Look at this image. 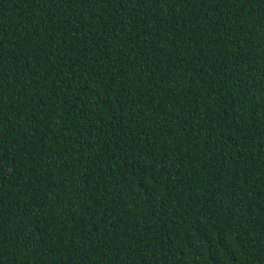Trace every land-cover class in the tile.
<instances>
[{"label": "trees", "instance_id": "trees-1", "mask_svg": "<svg viewBox=\"0 0 264 264\" xmlns=\"http://www.w3.org/2000/svg\"><path fill=\"white\" fill-rule=\"evenodd\" d=\"M0 264H264V0H0Z\"/></svg>", "mask_w": 264, "mask_h": 264}]
</instances>
